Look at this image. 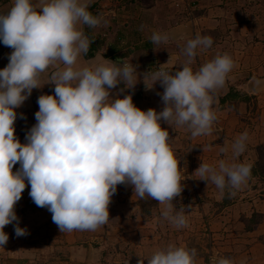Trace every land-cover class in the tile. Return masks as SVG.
Instances as JSON below:
<instances>
[{
  "label": "clouds",
  "instance_id": "9594fccd",
  "mask_svg": "<svg viewBox=\"0 0 264 264\" xmlns=\"http://www.w3.org/2000/svg\"><path fill=\"white\" fill-rule=\"evenodd\" d=\"M90 3L13 0L11 8L0 13V41L13 49L8 64L0 69V247L9 239L4 228L13 221L17 237L28 234L19 226L15 211L25 180L33 202L52 213L60 232L95 231L106 224L120 184L132 185L140 199L147 196L165 205L161 217L175 227L187 226L185 207L177 210L172 203L183 190L180 159L161 120L173 129L186 126L192 137L210 134L217 119L212 110L214 93L223 87L233 59L227 53L217 54L193 71L197 51L213 44L210 36L197 34L187 41L185 62L174 73L159 67L141 74L138 65L124 59L105 58L79 66L78 57L87 54L90 46L79 26L95 28L102 23L88 11ZM168 39L160 32L150 37L154 45ZM50 67L54 71L44 84H54V94L38 97L36 123L26 134L27 142L21 143L15 135V109L34 88L44 85L40 76ZM141 76L147 88L156 82L164 88L158 93L162 111L142 110L134 104L132 93L120 96L125 89H134ZM120 83L124 88L113 98L110 92ZM247 141L245 131L231 145L229 160L216 165L202 161L195 178L235 197L251 176L250 163L236 162ZM227 150L220 149L221 153ZM17 163L20 167L13 172ZM138 256L137 264L145 260L147 264H196L197 250L169 243L150 256ZM212 264L235 262L221 257Z\"/></svg>",
  "mask_w": 264,
  "mask_h": 264
},
{
  "label": "rangeland",
  "instance_id": "374dc122",
  "mask_svg": "<svg viewBox=\"0 0 264 264\" xmlns=\"http://www.w3.org/2000/svg\"><path fill=\"white\" fill-rule=\"evenodd\" d=\"M222 2L223 4L218 3L217 0L164 2L139 0L130 14L131 17L143 13L152 14L151 12L154 11L157 14L152 17L160 20L157 22L159 28H150L149 34L147 33L144 38L177 25L180 26L181 33L174 37L169 36L166 43L162 42L159 45L152 43L150 49L141 47L136 51L132 46L120 45L119 48L122 50L116 54L121 58L111 56L106 59L113 61L124 59L132 62L138 65L137 71L142 74L147 71V51H150L157 69L163 67L169 73H174L181 70L185 62L183 48L187 41L195 38L197 34L210 36L213 44L207 50L197 51V56L191 65L193 71L212 60L217 54L227 53L231 56L234 52V56H238L236 73L231 71L227 74L223 87L214 93L212 107L217 106L219 109L226 108L228 112L239 113V105L242 102L253 111L257 106L255 95L234 91L227 82L231 79L230 75L240 73L239 65H242L243 59H248V66L256 65V68H259L262 65L264 0H238L235 5L230 3L232 7L237 6V10L227 5L226 8H220L224 6L226 0ZM95 7L97 8L95 16L100 17L102 23L91 28V31L100 37L101 43L105 44L101 50H105L106 41L110 39L114 29L118 28V26L114 29L111 27V18L116 19L118 25H121L130 15L122 0H101ZM167 20H172L173 24L167 25ZM151 23L153 24L152 20ZM252 25L255 30L251 28ZM155 54H162V58L157 60ZM253 58L257 61L251 62ZM104 59V56L99 60L95 58L93 63L102 62ZM249 77L247 73L244 76L246 80ZM140 78L142 81L143 76ZM147 83L152 84V81L148 80ZM234 83L237 84V81ZM163 91L162 85L156 82L147 92L150 95L146 94L154 98L152 104L156 106L158 112L164 108L161 95H158ZM227 92L226 98L221 100ZM161 127L168 130L169 143L180 159L183 190L172 203L177 210L185 207L188 220L186 227L177 228L161 217V210L165 205L147 196L140 199L133 193L132 185H125L124 188L123 184H120L109 204L107 223L95 231L60 232L56 224L45 223L39 233L32 230L25 239H20L18 244L7 247L6 255L15 258L16 264H137L140 259L138 255L150 256L156 250L174 243L177 246L195 248L196 264H212L221 257L232 258L235 264H264V175L253 173L251 169L247 183L237 191L235 197L229 198L227 190L221 193L211 182L207 184L206 181L196 179L194 173L202 161L211 165L218 163L217 161L209 163V158L218 156L217 152H219L213 151L215 148L209 146L221 138H213L210 135L192 137L186 126H177L173 129L163 120ZM256 135L264 141V132ZM260 150L264 151V142L254 145L247 141L245 152L236 162L250 163L252 168L257 167ZM228 152L231 151L227 150L224 153L220 151L223 160L231 158V153ZM125 198L130 201L128 207L123 205ZM188 205L191 207H187ZM254 211L261 214L252 217ZM10 249L14 250L10 251ZM22 259L23 262L20 261Z\"/></svg>",
  "mask_w": 264,
  "mask_h": 264
},
{
  "label": "crops",
  "instance_id": "0c3cea01",
  "mask_svg": "<svg viewBox=\"0 0 264 264\" xmlns=\"http://www.w3.org/2000/svg\"><path fill=\"white\" fill-rule=\"evenodd\" d=\"M92 1H98L99 3V1L101 0H91V2ZM222 1L223 0H217V2L220 4H223ZM237 1L238 0H226V2H224V6H220V8H226V5H227V7L237 10V6L232 7L231 5V4L235 5ZM12 4H13V0H0V13L7 12L11 8ZM239 9L242 10V7L239 6ZM151 13L152 14L150 15L154 16L155 14L154 11ZM219 19L221 20V16L219 17ZM230 26L232 25L230 24ZM79 27H80V30L84 33V25H80ZM251 28L255 30L254 25H252ZM180 31L182 30L180 29V26L177 25V26L167 27L161 30L160 33L162 34L166 33L168 37L169 36L174 37V36H177L179 33H181ZM108 44L109 46H112L113 48L112 50L114 51L115 54L119 50H122L119 47H116L114 44H110V43ZM262 50H264V47ZM12 51L13 49H11L10 47H6L2 43V41H0V69H3L4 67H6V65L9 62V55ZM233 53L231 57L233 59L234 66L231 71L232 73H234V71L236 73L235 69L238 66V63H237L238 56L236 55L234 56ZM100 57L101 55L97 54L93 58L86 59L81 54L77 59V64L79 66H88V65H91L93 61H95V58L96 60H99ZM115 57L121 58L120 55H117ZM247 60L246 59L242 60V65H239L240 68L238 70L240 73L237 75H233V76L230 75L229 77L231 79L227 83L231 85L234 91L244 92V94H250V93L254 94L255 99L257 101V106L252 111L251 108H248L246 105H243L242 102H240L241 104L239 105V110H238L239 113H236L237 111L228 112L226 108L219 109L217 106L212 107V110L215 112L217 119L212 124V131L208 135L213 136V138L218 137L221 139L216 140V142H214L212 146H209L210 148H215V150L213 151H216V150L219 151L217 152L218 156L209 158V163L210 162L215 163L216 161L219 162L220 160H222L220 156V149L222 147H227V149L231 151V145L233 144L235 139L239 137L245 131H247L248 133V141H250L252 144L256 145V143L258 142H264L262 141L260 137H256L257 133L259 134V133L264 132V60H262L261 62L262 65L259 68H256L257 67L256 65L248 66ZM250 61L256 62L257 60L253 58ZM147 65L148 64H146V67ZM141 66H142V63H141ZM52 71H54V69L50 67L45 73L41 74L40 76L41 85H43L47 81L49 74ZM246 73H247V77L250 76L249 79L247 80L244 78ZM242 78L243 80H241ZM141 79L142 78L139 79L140 81L137 82L134 89H125L123 92L120 93V96L122 97L129 93H132L133 102L137 107L145 111L149 108H154L157 111L156 106L152 104V101L154 98L152 96L146 95V94H149L147 92L150 91L151 88L150 89L147 88L144 81L143 80L141 81ZM235 81H237V84L234 83ZM151 85L152 84H149L148 86L151 87ZM233 85H236V87H234ZM54 88H55V85L50 84V83L44 84L41 88H34L32 90L30 97H28L20 107L15 109V111L17 112V120L15 122V135L20 140L21 143L27 142L26 134L30 130V128L36 123L35 113L39 109V105L37 103L38 97L42 94H48V95L54 94ZM122 88H124V84L123 83L118 84L116 88L111 90L110 96L115 98L116 93L119 91V89H122ZM246 108L248 112L246 111ZM21 114H23V118H21ZM200 136H196V138H199ZM256 139H258V141H256ZM228 153H231V152H228ZM19 167L20 165L19 163H17L13 167V172H15ZM25 183H26V187L22 193L21 199L15 205V211H16L17 217L19 218V226L21 228H25L28 234L26 236H21V237L16 236L15 234L16 221H13L12 223L5 226L4 231L8 234L9 239L7 243L4 245V247H0V264H16L17 260L15 258L9 256V254L6 255L7 247H10L14 244H18L19 241H21L20 239L22 238L25 239L32 230H35V232L39 233L43 224L53 223L52 213L46 207H38L33 202V200L31 199L29 195L30 184H28L27 180H25ZM122 186L124 188L126 187L125 184H123ZM129 202L130 201L127 198L123 199V203H124L123 205L127 207L129 205ZM12 250L14 249H10V251ZM20 261L23 262V259Z\"/></svg>",
  "mask_w": 264,
  "mask_h": 264
},
{
  "label": "trees",
  "instance_id": "16d2710c",
  "mask_svg": "<svg viewBox=\"0 0 264 264\" xmlns=\"http://www.w3.org/2000/svg\"><path fill=\"white\" fill-rule=\"evenodd\" d=\"M159 1H166V0H159ZM123 3H125V8L128 9L129 15L132 14L134 8L138 5L139 0H122ZM98 4V1H92L90 3V6L88 8V11H90L94 16L96 15L97 8L95 7ZM157 13H155L156 16ZM141 16V17H140ZM150 14L145 15H138L136 17L129 16V19L122 23L121 25H118V22L116 19L111 18V27L113 29L118 26V28L114 29V32L111 33V37L108 41H106V47L105 50H101L102 46L105 45L101 43L100 37L97 35H94V33L91 31V28L87 25H84V35L88 37L90 40V46L87 54H83V57L86 59L93 58L95 55L100 54L101 56L106 57H115L117 56L114 51L112 50V46H109L108 43L114 44L116 47H119V45L123 47L132 46L136 51H139V49L142 48H151L152 42L150 40V37H145L147 35L150 28H159L158 21L156 17H152ZM151 20L153 21V24L151 23ZM173 24L172 20H167V25ZM153 25V26H150ZM150 26V27H149ZM149 34V33H148ZM144 41V44H143ZM160 48V47H159ZM158 48V49H159ZM151 52L147 51V66L151 69L154 67V59L150 56ZM156 55V54H155ZM158 55V56H157ZM155 57L157 60H160L162 58V54H157ZM168 69V68H167ZM231 92V91H229ZM232 93V92H231ZM228 92L221 97V100L223 98H226ZM257 167L252 168V172H257L259 174L264 175V151L260 150L259 154V162L256 163ZM258 168V170H257ZM141 201V200H140ZM148 212V209L146 210ZM261 213L254 211L252 213V217H257ZM253 219V218H252Z\"/></svg>",
  "mask_w": 264,
  "mask_h": 264
},
{
  "label": "built area",
  "instance_id": "2783aa9c",
  "mask_svg": "<svg viewBox=\"0 0 264 264\" xmlns=\"http://www.w3.org/2000/svg\"><path fill=\"white\" fill-rule=\"evenodd\" d=\"M149 70H151V68L150 67H147V71H149ZM158 69L155 67V65H154V67L152 68V71H157Z\"/></svg>",
  "mask_w": 264,
  "mask_h": 264
}]
</instances>
